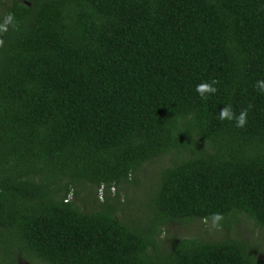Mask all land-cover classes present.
Returning a JSON list of instances; mask_svg holds the SVG:
<instances>
[{
	"label": "trees",
	"instance_id": "obj_1",
	"mask_svg": "<svg viewBox=\"0 0 264 264\" xmlns=\"http://www.w3.org/2000/svg\"><path fill=\"white\" fill-rule=\"evenodd\" d=\"M7 13L0 264H264L241 237L158 240L213 214L264 231V0H0ZM226 105H252L243 128ZM168 155L142 200H120Z\"/></svg>",
	"mask_w": 264,
	"mask_h": 264
},
{
	"label": "rangeland",
	"instance_id": "obj_2",
	"mask_svg": "<svg viewBox=\"0 0 264 264\" xmlns=\"http://www.w3.org/2000/svg\"><path fill=\"white\" fill-rule=\"evenodd\" d=\"M172 156L168 155L162 159L157 160L151 165L144 166L140 174V185L135 190L134 186L131 184L127 185L123 190H118L119 198L121 201H125L126 198L131 196L135 197V202L142 200L147 193V189L152 185V181L156 173L164 167L170 166L172 164ZM145 188V192L144 191ZM103 187L97 189V199L99 202H102L105 196ZM94 191V188L92 187ZM107 193L108 195L114 197L117 193L116 188H110ZM139 192H142L141 194ZM73 196L70 195L69 200H72ZM86 203L85 206L93 208L97 205V201L94 203L83 201ZM162 232L158 237L160 238H173V239H182V238H193L197 237L201 240L206 241H216L223 237L227 238H237L241 237L249 241L253 246L259 249L261 252L258 254L261 259H264V231L256 226L253 222L244 219L243 217H238L237 222L229 223L226 227L218 224V227L212 226L211 222H197L189 225H176L172 224L171 226L162 227ZM168 239V240H169ZM162 247V246H161ZM17 264H28L26 261H18Z\"/></svg>",
	"mask_w": 264,
	"mask_h": 264
},
{
	"label": "clouds",
	"instance_id": "obj_3",
	"mask_svg": "<svg viewBox=\"0 0 264 264\" xmlns=\"http://www.w3.org/2000/svg\"><path fill=\"white\" fill-rule=\"evenodd\" d=\"M15 23V18L12 13L4 15L2 17V22H0V35L7 33L9 26L15 27ZM4 43L5 41L0 38V47H3ZM216 84H218V81L216 80H212L211 82L202 81L196 85L195 91L202 99H207L209 95H214L217 92V88L215 87ZM254 87L261 92H264V80L256 81ZM251 108L252 105H249L237 114L232 110L231 105H226L219 112L218 119L228 121L235 120L236 127L243 128L247 124V116ZM211 219L212 226L218 227V222L222 219V216L220 214H213Z\"/></svg>",
	"mask_w": 264,
	"mask_h": 264
}]
</instances>
